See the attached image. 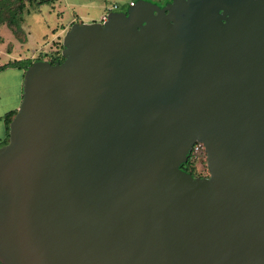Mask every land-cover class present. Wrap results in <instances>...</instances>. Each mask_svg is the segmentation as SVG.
Wrapping results in <instances>:
<instances>
[{"label": "water", "instance_id": "95a60500", "mask_svg": "<svg viewBox=\"0 0 264 264\" xmlns=\"http://www.w3.org/2000/svg\"><path fill=\"white\" fill-rule=\"evenodd\" d=\"M62 44L0 147V264H264V0H138Z\"/></svg>", "mask_w": 264, "mask_h": 264}, {"label": "rangeland", "instance_id": "374dc122", "mask_svg": "<svg viewBox=\"0 0 264 264\" xmlns=\"http://www.w3.org/2000/svg\"><path fill=\"white\" fill-rule=\"evenodd\" d=\"M133 1L136 3L138 0H48L39 7L36 6V2L28 3L22 24L27 34L25 44L21 43L8 27L1 28L0 34L5 41L0 44V68L14 61L34 60L42 55H50V45L56 41L55 34L58 31L63 28L69 30L74 23L102 22V16L105 18L115 5L118 6L115 12H124ZM61 40L63 41V38ZM23 75L20 74L19 77L18 70L5 72L0 76V90L6 93L12 89L16 90L17 80H21L20 86L23 90ZM3 103L4 110H7L9 107L7 97ZM5 116L0 105V118L4 120ZM4 144L5 140L0 142V147ZM206 166L203 164L200 166L199 170H202L203 175L210 173L207 163Z\"/></svg>", "mask_w": 264, "mask_h": 264}, {"label": "trees", "instance_id": "16d2710c", "mask_svg": "<svg viewBox=\"0 0 264 264\" xmlns=\"http://www.w3.org/2000/svg\"><path fill=\"white\" fill-rule=\"evenodd\" d=\"M34 2H36V6L39 7L47 3L48 0H40L39 2L37 0H0V32L1 28L6 26L11 30L13 35L21 43L25 44L27 42V34L22 28V24L24 23V14L26 12L27 4ZM4 41V38L0 34V44L4 43ZM53 47L56 48V51H53L52 54L50 53V55H42L34 60L14 61L7 66L1 67L0 70H5L8 67H12L24 71L25 74L27 68L36 61L48 60L52 64L63 61L64 58L61 54L63 50L62 40L59 39L57 42H55L53 44ZM16 114L17 111H11L4 117V121L7 125V137L5 139L4 145L9 143L10 124L15 118ZM206 163L207 154L205 150H202L197 156H193L192 154H190L188 161L181 165V169L187 173L192 174L194 177L208 178L210 176V173H208L207 175H203L201 173L202 170H199L202 164L203 166L207 167Z\"/></svg>", "mask_w": 264, "mask_h": 264}, {"label": "crops", "instance_id": "0c3cea01", "mask_svg": "<svg viewBox=\"0 0 264 264\" xmlns=\"http://www.w3.org/2000/svg\"><path fill=\"white\" fill-rule=\"evenodd\" d=\"M103 17V16H102ZM68 29H62L60 32L58 31L55 35H56V41H53L52 44L50 45V53L52 54L53 51H56V48L53 47V44L55 42H57L59 39L63 38V36L65 35L66 31ZM14 70H18V75L20 77V74H24V72L22 70H19L17 68H12V67H8L5 70H0V76L4 75L5 72H14ZM24 77V75H23ZM21 80H17V89L14 90H10L7 93L4 90H0V105H1V111L5 112V114L11 112V111H17L21 105L22 102V92L23 90L21 89L20 86ZM7 97V104H9V107H7V110H4V103L3 100L4 98ZM6 109V108H5ZM7 137V125L6 122L4 120H2V118H0V142L4 141Z\"/></svg>", "mask_w": 264, "mask_h": 264}, {"label": "flooded vegetation", "instance_id": "af4514ba", "mask_svg": "<svg viewBox=\"0 0 264 264\" xmlns=\"http://www.w3.org/2000/svg\"><path fill=\"white\" fill-rule=\"evenodd\" d=\"M148 2H152L153 4H156L158 6H160L161 8L165 7L168 3H171L173 0H146ZM135 3V2H134ZM116 6V5H115ZM115 6L113 7V9L110 10V13L112 11H115L118 9V6H116L117 8H115ZM125 12V11H124ZM102 21H104V16L102 17Z\"/></svg>", "mask_w": 264, "mask_h": 264}, {"label": "built area", "instance_id": "2783aa9c", "mask_svg": "<svg viewBox=\"0 0 264 264\" xmlns=\"http://www.w3.org/2000/svg\"><path fill=\"white\" fill-rule=\"evenodd\" d=\"M135 3L134 2H131L130 3V6L131 5H134ZM115 8H117L116 6H115ZM106 19V17L104 18V20ZM202 150H205V147H204V145L202 144V143H196L194 146H193V149H192V151H191V153L190 154H192L193 156H197V155H199V153L202 151ZM206 152V151H205Z\"/></svg>", "mask_w": 264, "mask_h": 264}, {"label": "bare ground", "instance_id": "6f19581e", "mask_svg": "<svg viewBox=\"0 0 264 264\" xmlns=\"http://www.w3.org/2000/svg\"><path fill=\"white\" fill-rule=\"evenodd\" d=\"M191 153V152H190Z\"/></svg>", "mask_w": 264, "mask_h": 264}]
</instances>
